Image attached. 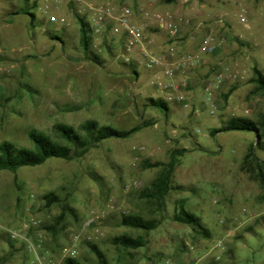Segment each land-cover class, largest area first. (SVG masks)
Returning <instances> with one entry per match:
<instances>
[{
  "label": "rangeland",
  "instance_id": "rangeland-1",
  "mask_svg": "<svg viewBox=\"0 0 264 264\" xmlns=\"http://www.w3.org/2000/svg\"><path fill=\"white\" fill-rule=\"evenodd\" d=\"M168 1L0 0V144L32 148L31 132L60 142L58 125L85 136L89 121L125 131L142 127L75 161L50 160L16 174L0 171V224L16 227L34 219L49 235L47 251L58 257L77 238L74 259L80 264H98L90 245L110 264H264V168L244 163L256 134L212 135L233 118L257 122L264 114V90L254 82L255 69L264 75V0ZM88 5L129 7L133 23L144 30L147 50L170 57L176 76L168 78L161 68L147 71L140 54L129 65L108 36H92L85 54L77 18L88 22L80 10ZM24 7L34 20L21 13ZM154 14L177 19L179 34L170 36L150 21L147 15ZM210 36L221 42L217 50L188 61ZM217 72L237 79L218 83ZM157 79L169 88L158 87ZM208 81L215 89L213 113ZM181 94L188 109L177 101ZM149 99L167 102V115ZM174 153L181 157L162 209L141 198L164 167L147 164L166 165ZM256 155L264 163V152ZM50 194L58 201L47 203ZM180 210L198 216L210 238L175 222ZM128 216L156 220L159 227L149 233L123 227ZM59 218L56 248L47 228ZM123 235L143 236L146 247L116 246L114 239ZM16 249L0 232L5 264L29 261L22 246Z\"/></svg>",
  "mask_w": 264,
  "mask_h": 264
},
{
  "label": "trees",
  "instance_id": "trees-1",
  "mask_svg": "<svg viewBox=\"0 0 264 264\" xmlns=\"http://www.w3.org/2000/svg\"><path fill=\"white\" fill-rule=\"evenodd\" d=\"M174 1L175 0H169L168 2ZM21 13L31 16L32 20L35 19V15L30 13V9L28 7L22 8ZM77 20L80 26L81 46L85 54H89L90 47L93 42L90 25L84 17H78ZM95 59L98 61L97 56ZM128 64L133 66L132 61ZM134 74L137 75L138 72L135 70ZM254 82L258 84L259 89L264 90V75L257 69H255ZM149 102L151 103V106L161 110L162 113L164 112L167 115V102L155 99H149ZM55 129L60 136V142L52 140L43 133L31 132L29 133V139L33 145L32 148H19L15 144L8 141L0 144V171H7L16 174L18 171L25 168L42 166L50 160L75 161L81 159L91 149L97 148L105 141L114 139H129L131 136L139 132L142 127H135L131 130L125 131L109 126H99L98 123L89 121L83 127L85 136L78 134L73 129L65 125H58ZM226 132H252L256 134V141L249 148L244 158V163H253L259 171H262L264 163L260 161L256 155V151L260 150L264 152V114L257 122L243 118H233L222 128L213 131L212 135L215 136L218 133ZM177 157H181V155H179V153H174L170 162L166 165H162L160 163L147 164V167L149 168H156L160 166L164 167L158 180L151 185V188L145 190L141 194V198L155 202L162 209L166 207V198L173 189L171 186V180L179 161ZM45 200L49 204L58 201L57 197L53 194L46 196ZM61 220V218L57 219L55 224L47 228V230L52 233L54 240L53 244L56 248L59 247L57 238L59 234L58 225ZM173 220L177 223L190 226L195 232L205 238H210L211 236L210 232L202 226L201 219L186 210H180L173 217ZM121 225L123 227L142 231L144 233L152 232L159 227L158 221L146 220L141 216L123 217ZM8 243L11 245L12 250H16L17 252L20 251V249H16V244H12L9 241ZM114 244L125 249L137 250L145 248L147 242L143 236L133 238L128 235H123L116 237L114 239ZM90 249L96 255L98 264H110L105 254L100 251L96 245H90ZM9 256H13V253H10ZM7 261L8 257L0 259V263L2 264L7 263ZM63 264L80 263L74 258H68L63 262Z\"/></svg>",
  "mask_w": 264,
  "mask_h": 264
},
{
  "label": "built area",
  "instance_id": "built-area-1",
  "mask_svg": "<svg viewBox=\"0 0 264 264\" xmlns=\"http://www.w3.org/2000/svg\"><path fill=\"white\" fill-rule=\"evenodd\" d=\"M82 3V0H77ZM48 10V7H47ZM88 15V23L90 25L91 34L95 40L108 36L113 40L114 44L121 46L122 58L127 63H130L135 54H140L144 69L153 71L156 68L164 70L165 75L173 79L177 72L173 68L171 58L168 56H156L147 50L145 35L143 28L135 25L132 21V10L129 7L122 6L118 9L110 7H98L96 5H88L80 9ZM149 20L163 30L170 36H176L180 32V24L173 16L165 14L147 15ZM53 23L66 24L64 20L58 21L56 17H51ZM241 24L247 23V18L244 15L239 16ZM242 37V36H241ZM221 42L210 36L202 41L196 53L188 58V61H196L201 55L213 54L220 46ZM236 80L237 76L225 77L222 72H217L216 81L223 83V80ZM156 85L160 88L168 89L164 86L160 79H157ZM212 82L208 81L206 84V91L208 92V104L215 110V89L212 87ZM177 101L184 109L189 108L184 95H178ZM93 218L89 225L95 222ZM38 222L34 219H28L19 226L12 227L0 224V232L12 244L22 246L28 254L29 261L25 264H62L68 258H75L77 256V248L75 240L71 246L66 247L62 251V257L51 255L46 247L49 244V235L39 230Z\"/></svg>",
  "mask_w": 264,
  "mask_h": 264
}]
</instances>
